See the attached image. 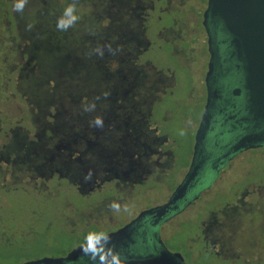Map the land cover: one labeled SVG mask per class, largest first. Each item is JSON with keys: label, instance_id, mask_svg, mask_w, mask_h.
<instances>
[{"label": "flooded vegetation", "instance_id": "af4514ba", "mask_svg": "<svg viewBox=\"0 0 264 264\" xmlns=\"http://www.w3.org/2000/svg\"><path fill=\"white\" fill-rule=\"evenodd\" d=\"M36 1L41 10L30 12V22L53 5L76 9L84 0ZM18 2L0 0V99L23 102L27 111L22 118L9 117L0 102V171H9L0 185L67 197L56 211L54 231L35 222L14 233L0 227V245L37 244L55 254L68 242V249L47 259L62 264L128 263L162 255L180 264L246 258L244 251L220 246L218 232L239 217L213 203L248 173L253 158L264 160L257 153L264 146L241 145L261 130L248 115L231 38L208 11V0H106V16L98 27L94 23L97 37L90 38L87 52L89 80L84 55L82 68L71 60L84 34L77 31L78 37L62 44L65 61L57 60L63 54L52 58L40 84L31 63L35 59L37 71L48 54L39 44L34 55L26 51L24 39L33 40V28L15 10ZM112 7L122 13L120 20L108 16ZM5 61L13 63L10 73ZM176 93L179 98L172 101ZM181 134L191 142L187 153ZM236 165L242 168L235 170ZM144 199L150 203L142 207ZM113 201L121 204L120 212L109 209ZM188 224L189 233L182 236ZM90 233L96 235L89 244ZM79 249V256L64 262Z\"/></svg>", "mask_w": 264, "mask_h": 264}, {"label": "rangeland", "instance_id": "374dc122", "mask_svg": "<svg viewBox=\"0 0 264 264\" xmlns=\"http://www.w3.org/2000/svg\"><path fill=\"white\" fill-rule=\"evenodd\" d=\"M56 1L59 5L61 0ZM105 2L106 0H84L82 3L78 4L76 14L79 16V20L74 26L65 31L57 28V21L61 18L65 10L64 5L60 6L61 9H59V6L56 7L53 5L51 7L52 10L49 9L45 11V16L43 15V17H39L37 20H35L33 16L30 22L29 16L31 18V15H33L30 14V12L41 10V4L36 0H24V7L20 16L24 14L22 21L26 24L28 23V25L29 23L31 24L30 27L33 28L31 36L34 37L33 40H31L28 35L27 38L24 39L26 51L29 55H34L36 53V47H38L39 44V47L48 54L47 61L44 59L38 63L36 69L37 71L34 70L35 59L34 62L31 63L33 66L32 74L36 76L37 83L40 84L42 82V73H45L46 69L52 65V58H57L56 55L63 54L57 58V60L59 63L61 61H65L66 53L61 49L62 44L69 36L75 38L77 31L84 32V34L82 35L83 38H80L81 41L77 40V43L80 46V51L77 52L74 50V55L71 60L75 59V62H78L79 66L82 68L83 63L81 58L84 55L85 77L90 74L89 70L91 69V66L88 64L89 56L87 52L91 48L90 38L92 37V40L97 37L96 33L95 35H92V33L97 30L96 28L93 29L94 23L95 26L98 27L97 24H99L100 18L106 16L104 11L108 9V6L105 5ZM46 3L49 5V0L44 2V4ZM2 7L3 4L0 3V10ZM114 7H112L107 14L109 17H116L117 20H120L119 17L121 18L120 14L122 13H119L118 11L116 12ZM13 8L14 5L11 6L10 10ZM45 21L48 22L47 29L49 31L45 28ZM51 24L52 26H50ZM103 24H105V22H103L102 25ZM53 27H55V30ZM100 34L102 35L104 32H101ZM3 36L4 33L1 30L0 38L2 39ZM4 44L8 45L7 43ZM2 54L4 55V53L0 54V69H2L1 63L2 60H4ZM18 61L19 59L14 62ZM5 63V72L10 73L13 63L6 61ZM88 77L90 76L85 78L86 81L89 80ZM159 97L162 98V94H160ZM178 98V93L174 95V98L170 97L172 101ZM6 99L7 98L3 97L0 99V102L4 101L3 105L6 103L4 109L7 116H13L18 119V117L22 118L26 114V105L23 102H19L16 99H10V101H7ZM179 139L182 144V152L187 153L191 146L188 134H181ZM257 153H259V156L264 155V149L258 151ZM249 165L248 173L240 177L235 184L228 188V190H223L213 203L220 209L221 207H228V209L231 210L229 211L230 213L238 214L239 217L232 226L228 227V229L223 228V231L218 232L220 246H228L234 250H238L239 252L244 251L247 257H242L240 261H231L228 263H218L207 258L204 259L202 264H245L244 261H246L247 264H264V160L261 158H253L252 163ZM241 166L242 165H236L235 170L241 169ZM8 175L9 171H0V178L8 177ZM13 188L14 187H11L9 183L0 185V227H5V233H10V230L14 233L18 229H21V227L24 226V223L32 224L31 222H35V225H37L40 229L47 227L48 230L51 229L54 231L57 225V218L55 217L56 211L63 210V202L66 200L65 197L67 196L60 192L56 195L49 196L47 194L38 193L32 189L15 192L13 191ZM248 191H252V195L245 197V199L241 200V202L239 198L243 193ZM68 199L72 200V203L77 207L83 205L82 201H78L76 198ZM87 199L93 200V197ZM140 203L143 207L149 204L150 201L144 199L141 200ZM237 203L240 206H238ZM191 226L192 224H188L183 228L182 236L189 233ZM55 232H57V230ZM59 235L63 236L64 233ZM77 244V242H72L71 245L76 246ZM1 245L0 256L7 253L12 256L8 260H3L0 257V264H24L25 262L34 263L47 259L53 260L50 258H56V256L63 253V251L70 247L68 242H66L64 246L61 244L59 249L56 252L54 251L55 254H53L50 250L46 251L37 244L29 245V247L27 245H20L17 242L11 243L8 246L5 243H1ZM20 247H24V249H20Z\"/></svg>", "mask_w": 264, "mask_h": 264}, {"label": "water", "instance_id": "95a60500", "mask_svg": "<svg viewBox=\"0 0 264 264\" xmlns=\"http://www.w3.org/2000/svg\"><path fill=\"white\" fill-rule=\"evenodd\" d=\"M208 11L221 21L231 38L233 55L240 64L248 97V115L260 133L247 136L241 145L264 146V0H208ZM96 245V244H95ZM75 251L64 262L81 254ZM63 261H41L33 264H62ZM104 264H180L162 255L158 258L128 263Z\"/></svg>", "mask_w": 264, "mask_h": 264}, {"label": "clouds", "instance_id": "9594fccd", "mask_svg": "<svg viewBox=\"0 0 264 264\" xmlns=\"http://www.w3.org/2000/svg\"><path fill=\"white\" fill-rule=\"evenodd\" d=\"M23 7H24V0H20V2H18L16 5H15V10L17 12H21L23 10ZM79 20V16L76 14V9H75V6L74 5H70L68 6L67 8H65L64 12H63V15L61 16V18L57 21V28L60 29V30H68L70 27L74 26L76 24V22ZM102 122L97 119L96 121V124L97 125H100ZM109 209L113 212H120L122 209H121V204L113 201L110 205H109ZM123 211L127 212L128 211V208L127 206H125L123 208ZM96 234L94 233H90L89 236H88V241H89V244L91 243L93 237L95 236Z\"/></svg>", "mask_w": 264, "mask_h": 264}]
</instances>
